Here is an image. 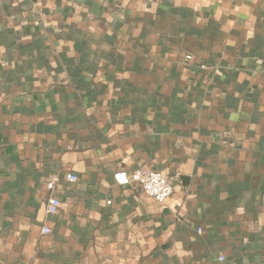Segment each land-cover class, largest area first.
<instances>
[{"label": "crops", "instance_id": "0c3cea01", "mask_svg": "<svg viewBox=\"0 0 264 264\" xmlns=\"http://www.w3.org/2000/svg\"><path fill=\"white\" fill-rule=\"evenodd\" d=\"M0 264H264V0H0Z\"/></svg>", "mask_w": 264, "mask_h": 264}, {"label": "built area", "instance_id": "2783aa9c", "mask_svg": "<svg viewBox=\"0 0 264 264\" xmlns=\"http://www.w3.org/2000/svg\"><path fill=\"white\" fill-rule=\"evenodd\" d=\"M186 59L189 61L192 57L187 56ZM201 68L205 69V66H201ZM115 180L116 183L121 186L135 185L139 187L147 197L160 204H164L167 200L171 199L175 193L174 179L159 171L147 170L139 167L130 174L125 172L116 174ZM66 181L75 184L78 182V177L74 174H67ZM58 183L59 180L54 178L47 184V189L51 192L46 209L49 215L57 214L61 206L60 201L52 194ZM44 232L48 233L49 229H44ZM199 232H201V230H199ZM219 261L225 262L226 258L222 256L219 258Z\"/></svg>", "mask_w": 264, "mask_h": 264}, {"label": "water", "instance_id": "95a60500", "mask_svg": "<svg viewBox=\"0 0 264 264\" xmlns=\"http://www.w3.org/2000/svg\"><path fill=\"white\" fill-rule=\"evenodd\" d=\"M181 180L184 182L185 178H181Z\"/></svg>", "mask_w": 264, "mask_h": 264}]
</instances>
